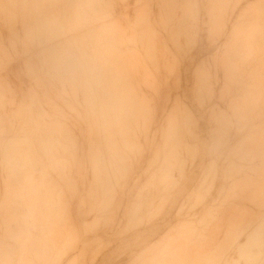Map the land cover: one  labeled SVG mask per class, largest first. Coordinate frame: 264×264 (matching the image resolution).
Masks as SVG:
<instances>
[{
    "label": "rangeland",
    "instance_id": "1",
    "mask_svg": "<svg viewBox=\"0 0 264 264\" xmlns=\"http://www.w3.org/2000/svg\"><path fill=\"white\" fill-rule=\"evenodd\" d=\"M95 4L96 0H0V93L12 95L6 79L8 74L17 77L19 71L11 67L24 63L26 77L41 90L49 114L36 117L31 96L11 119L25 126L26 144L37 136L51 145L57 156L50 162L52 175L75 197L70 217L59 212L39 229L30 221L29 252L13 240L18 206H0V264L56 259L60 264H128L129 256L119 251L125 239L119 233L137 201L149 206L153 217L132 234L138 248L169 236L171 247L162 257L168 264H208L237 220L261 213L257 190L243 188L234 197L233 185L246 175L259 184L264 173V0H104L107 30L96 39L115 50L123 88L103 133L64 107L46 78L33 70L40 63L36 26L82 25L90 30L98 27L89 11ZM133 85H139L140 99L145 97V103L137 101L142 111L135 125ZM106 92L101 94L104 99ZM97 147L124 158V178L114 203L120 228L85 236L83 224L91 217H85L81 198L93 180L87 160ZM234 166L245 172L237 177ZM11 179L18 176L11 172ZM13 200L17 205L22 199ZM213 215H218L216 224L204 231L201 222ZM73 231L80 232L79 242L60 255L57 241ZM3 239L10 244L4 246ZM231 258L239 256L233 251Z\"/></svg>",
    "mask_w": 264,
    "mask_h": 264
},
{
    "label": "clouds",
    "instance_id": "2",
    "mask_svg": "<svg viewBox=\"0 0 264 264\" xmlns=\"http://www.w3.org/2000/svg\"><path fill=\"white\" fill-rule=\"evenodd\" d=\"M95 17L94 27L85 30L84 26L63 27L41 23L34 29V43L39 48L40 63L36 73L42 74L60 103L77 115L81 120L94 126L102 133L108 130L109 120L117 111V101L122 88L123 73L114 49L100 44L96 36L107 30L104 0H96L89 9ZM111 89L107 93V89ZM106 92L108 98H102ZM131 135L132 124L127 123ZM16 172L23 168L18 161H10ZM87 165L93 180L81 198V207L86 209L83 235L120 228L114 209L116 189L124 178V158L116 151L107 154L97 147L89 154ZM235 175L245 172L243 167H236ZM243 188L256 189L260 199L261 213L251 220L239 219L229 229L219 249L218 256L208 264H264V173L259 184L251 176L237 179L233 185L236 197ZM75 192V189L73 190ZM69 206L64 203L62 214L67 215ZM150 207L143 202L133 203L126 214V224L120 230L122 240L119 251L129 256L128 264H168L164 257L169 253L170 237H161L156 243L138 248L132 235L147 220L152 219ZM218 215L201 222L204 231L212 230ZM78 231L62 234L56 248L60 255L67 254L79 242ZM244 242L241 244L240 240ZM16 245L24 252L33 247V238L22 212L18 211L16 228L13 235ZM235 251L239 259H232ZM45 264H60V260L46 261ZM75 264V262H72Z\"/></svg>",
    "mask_w": 264,
    "mask_h": 264
},
{
    "label": "crops",
    "instance_id": "3",
    "mask_svg": "<svg viewBox=\"0 0 264 264\" xmlns=\"http://www.w3.org/2000/svg\"><path fill=\"white\" fill-rule=\"evenodd\" d=\"M11 68L19 71L17 77L8 74L9 77L6 79V85L12 89L13 93L11 96H4L0 93V104L2 103L0 106V206L8 207V209H11V206H18V211L24 214L28 226L30 221H34L33 227L43 228L51 217L57 216L59 211L62 212L64 203L69 206L67 215L70 217L75 197L68 194L64 188V183L61 184L52 175L50 162L55 160L57 156L52 152L51 145L41 143L37 136L32 142L26 144L27 130L25 126L17 125L14 118L11 119L16 113L18 114L22 106L28 103L31 96L34 97V115L43 119L46 118L45 113L49 114V109L42 104L41 90L36 88L33 79L26 77L25 64L19 63L16 67ZM33 70H36V65ZM2 91L3 89L0 90V92ZM38 97L40 98L39 101L36 100ZM9 101H13V105H6V102ZM26 150H28L27 155ZM11 151L13 157H11ZM17 151L18 157H16ZM13 160L19 162L23 168L22 172H16L12 168L10 161ZM11 172L17 175L18 179L12 180ZM15 181H18V185H11V182ZM21 181L28 183L21 186ZM15 197L22 199L17 205L14 204L13 199ZM51 197H57L59 200L51 201ZM1 214L0 211V223ZM9 244V241L6 242L3 239L4 246Z\"/></svg>",
    "mask_w": 264,
    "mask_h": 264
},
{
    "label": "bare ground",
    "instance_id": "4",
    "mask_svg": "<svg viewBox=\"0 0 264 264\" xmlns=\"http://www.w3.org/2000/svg\"><path fill=\"white\" fill-rule=\"evenodd\" d=\"M230 1V0H229ZM59 3H61V2H59ZM235 3V2H234ZM39 4V3H38ZM215 4V3H214ZM238 4V3H237ZM55 5V4H54ZM210 5H211V3H210ZM65 6V5H64ZM197 6V5H196ZM37 7H39V6H37ZM22 9V8H21ZM38 9V8H37ZM44 9V8H43ZM258 9V8H257ZM29 10V9H28ZM39 10V9H38ZM53 10V9H52ZM183 10V9H182ZM193 11V10H192ZM249 11V10H248ZM252 11V10H251ZM27 13V12H26ZM150 14V13H149ZM214 14V13H213ZM255 14V13H254ZM32 15V14H31ZM42 15V14H41ZM154 15V14H153ZM247 16V15H246ZM42 17V16H41ZM197 17V16H196ZM242 17V16H241ZM246 18V17H245ZM195 19V18H194ZM38 21V20H37ZM192 21H194V20H192ZM248 23V22H247ZM221 24V23H220ZM187 26V25H186ZM189 26V25H188ZM150 28V27H149ZM222 28H223V25H222ZM25 31V30H24ZM216 32V31H215ZM214 32V33H215ZM239 33V32H238ZM254 34V33H253ZM158 35V34H157ZM243 35H245V34H243ZM236 37V36H235ZM253 37V36H252ZM239 38V37H238ZM250 38V37H249ZM232 39V38H231ZM236 39H237V37H236ZM234 41H235V39H233ZM241 40V39H240ZM252 40V39H251ZM254 42H256V41H254ZM225 43V42H224ZM262 43V42H261ZM247 44V43H246ZM245 44V45H246ZM249 44V43H248ZM226 45V44H225ZM224 45V46H225ZM239 45V44H238ZM252 45V44H251ZM223 46V45H222ZM262 46V45H261ZM120 47V46H119ZM239 47V46H238ZM225 48V47H224ZM255 48V47H254ZM263 49V48H262ZM226 50H227V48H226ZM236 50V49H235ZM250 50V49H249ZM264 50V49H263ZM147 51V50H146ZM237 51V50H236ZM226 52V51H225ZM225 52H224V54H225ZM245 52V51H244ZM250 52V51H249ZM239 53V52H238ZM237 53V54H238ZM216 55V54H215ZM232 55V54H231ZM246 56V55H245ZM214 57V56H213ZM250 57V56H249ZM247 59V58H246ZM126 60V59H125ZM169 61V60H168ZM221 62V61H220ZM136 63V62H135ZM140 63V62H139ZM138 63V64H139ZM144 63V62H143ZM230 64V63H229ZM231 65H233V64H231ZM228 66V65H227ZM226 66V67H227ZM140 68H141V66H140ZM146 68V67H145ZM215 69V68H214ZM237 69V68H236ZM145 70H148L147 68L145 69ZM144 70V71H145ZM137 71V70H136ZM143 71V70H142ZM149 71V70H148ZM147 71V72H148ZM222 71V70H221ZM151 75V74H150ZM225 75V74H224ZM223 75V76H224ZM135 76V75H134ZM148 77V76H147ZM135 80V79H134ZM143 81V80H142ZM148 81V80H147ZM155 81V80H154ZM208 82H210V81H208ZM212 84V83H211ZM259 84V83H258ZM135 85H133L132 87H133V93H131V95L133 94V125H135V121H136V119L139 117V110H141V109H139V105H141L140 103L139 104H137V101L138 100H140L139 102H144V100L142 101V99L143 98H145V97H142V99H140V96H143L142 94V92H141V90L139 89V85H137V87H134ZM212 87V86H211ZM229 87V86H228ZM123 88V87H122ZM153 88H155V87H153ZM198 89V88H197ZM130 90V89H129ZM129 90H127V91H129ZM221 90V89H220ZM258 90V89H257ZM154 91V90H153ZM125 91H123V93H124ZM142 93V94H141ZM155 94V93H154ZM105 95V94H104ZM261 95V94H260ZM128 96H130L129 94H128ZM105 98V97H104ZM127 98V97H126ZM261 98V97H260ZM123 99V98H122ZM58 100V99H57ZM127 100V99H126ZM148 100V99H147ZM257 100V99H256ZM259 100V99H258ZM128 101H131V98H129V100ZM149 102V101H148ZM246 102V101H245ZM251 102V101H250ZM123 103V102H122ZM125 103V102H124ZM145 103V102H144ZM233 104V103H232ZM120 105V104H119ZM230 105V104H229ZM252 105V104H251ZM121 106V105H120ZM142 106V105H141ZM147 106H150V105H147ZM154 106V105H153ZM124 107V106H123ZM240 107V106H239ZM122 108V107H121ZM142 108V107H141ZM153 108V107H152ZM148 109V108H147ZM149 110H150V108H149ZM153 110V109H152ZM142 111V110H141ZM141 111H140V113H141ZM151 113V112H150ZM148 114H149V112H148ZM154 114V113H153ZM116 115V114H115ZM118 115V114H117ZM129 115V114H128ZM130 116V115H129ZM241 117V116H240ZM118 118V117H117ZM140 119V118H139ZM122 121V120H121ZM137 121H138V119H137ZM149 121V120H148ZM116 124V123H115ZM81 135V134H80ZM116 135V134H115ZM264 135V134H263ZM255 136V135H254ZM108 138V137H107ZM263 139V138H262ZM108 140V139H107ZM106 140V141H107ZM111 141V140H110ZM252 141V140H251ZM179 142H180V140H179ZM137 143V142H136ZM108 144V143H107ZM241 144V143H240ZM242 146V145H241ZM248 150H250V149H248ZM107 151V150H106ZM113 151V150H112ZM236 156V155H235ZM246 156V155H245ZM130 162V161H129ZM4 163V162H3ZM55 195V194H54ZM250 195V194H249ZM27 196V195H26ZM53 206V205H52ZM53 210V209H52ZM53 212V211H52ZM60 212V211H59ZM46 213V212H45ZM42 214V213H41ZM53 214V213H52ZM48 215V214H47ZM51 220V219H50ZM49 223V222H48ZM49 225V224H48ZM5 235V234H4ZM14 250V249H13Z\"/></svg>",
    "mask_w": 264,
    "mask_h": 264
}]
</instances>
